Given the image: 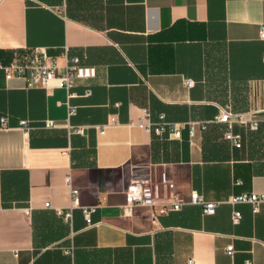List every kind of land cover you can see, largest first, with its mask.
<instances>
[{"label": "crops", "instance_id": "1", "mask_svg": "<svg viewBox=\"0 0 264 264\" xmlns=\"http://www.w3.org/2000/svg\"><path fill=\"white\" fill-rule=\"evenodd\" d=\"M263 23V0H0V63L41 48L97 69L71 99L0 70V264H264V203L231 202L264 194ZM144 108L208 127L158 137L132 124ZM226 108L261 121L234 124L241 148L216 122ZM69 175L80 206L97 208L91 222L81 208L71 223L59 214L72 204ZM143 178L171 183L187 204L156 226L150 208L127 211L126 189ZM194 191L215 214L189 202Z\"/></svg>", "mask_w": 264, "mask_h": 264}, {"label": "built area", "instance_id": "2", "mask_svg": "<svg viewBox=\"0 0 264 264\" xmlns=\"http://www.w3.org/2000/svg\"><path fill=\"white\" fill-rule=\"evenodd\" d=\"M264 1V0H263ZM260 38L264 40V23L260 29ZM65 51L64 58L66 60L65 65L61 66L59 58L50 56L45 49L37 48L32 52L17 55L10 60L0 63V70L4 72L7 81L20 80L24 83L27 90L36 88H43L49 90L52 84H56L58 88L66 90L68 99L73 97L72 90L76 86L78 81H87L97 77V69L95 67L85 66L81 63L79 57H70ZM192 80L185 82L187 87L193 86ZM68 105V117L76 115V108ZM236 116V118H233ZM2 128L7 129V120L2 118ZM216 122L223 124L226 128L225 138L235 148L242 147V137L235 133L233 128L234 124L238 123L242 126L248 127L251 131H257L260 126V120L254 115L251 119H245L241 115H234L229 108L223 109L219 116L216 118ZM117 119L111 117L108 122L98 127L100 134H104L106 129L116 125ZM142 128L146 133L162 137L169 135L176 139L181 138L183 129H188L190 138H193L198 131H204L208 127V122L188 121V122H172L168 121L164 114L160 115L157 121H153L151 118V112L149 109H142V115L137 123H132ZM21 126L28 130V124L22 122ZM46 127L53 129L56 127L55 123L50 121L46 123ZM69 129L72 133L84 134L85 129L83 127H75L69 124ZM65 182L70 189L71 207L67 210H59V214L63 216L65 222L71 223L73 218V212L75 209L81 208L83 214L88 222H91V217L96 211V207L82 208L80 206L79 190L72 185L70 175L66 177ZM126 195L129 201L126 207L127 211H131L134 206H144L151 209V217L153 224L156 226L159 224V217L167 215L171 212L181 211L183 206L187 204L186 200L180 195L176 194L173 190L171 183L167 181L158 182L150 178H143L134 180L126 189ZM191 204L200 205L203 207L204 215H213L216 212L218 203L208 202L205 198L194 191L191 194ZM232 203H250L254 206L255 210L258 205L264 203V194H244L231 199ZM49 206V205H48ZM241 219V215L238 212L234 213L233 221L238 223ZM227 253L233 255L234 248L228 247ZM189 264H195L193 260L189 261ZM247 264H251L250 261Z\"/></svg>", "mask_w": 264, "mask_h": 264}]
</instances>
